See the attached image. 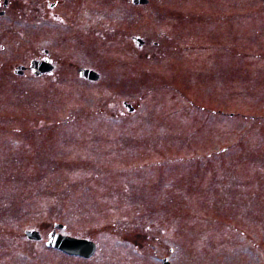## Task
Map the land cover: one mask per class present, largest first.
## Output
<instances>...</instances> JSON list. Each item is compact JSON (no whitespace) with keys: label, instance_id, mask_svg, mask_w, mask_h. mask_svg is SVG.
<instances>
[{"label":"rangeland","instance_id":"rangeland-1","mask_svg":"<svg viewBox=\"0 0 264 264\" xmlns=\"http://www.w3.org/2000/svg\"><path fill=\"white\" fill-rule=\"evenodd\" d=\"M86 1L53 74L14 72L34 25L0 50V264H264V0H148L137 54L131 4ZM55 223L97 252L49 248Z\"/></svg>","mask_w":264,"mask_h":264},{"label":"flooded vegetation","instance_id":"flooded-vegetation-1","mask_svg":"<svg viewBox=\"0 0 264 264\" xmlns=\"http://www.w3.org/2000/svg\"><path fill=\"white\" fill-rule=\"evenodd\" d=\"M136 1L140 0H126V2H128V4H131L132 6H128L130 8V13L126 14V20L129 18L131 20V27L129 28V30L120 29L118 31V34L121 39L127 38L131 41V50L132 52H135L137 54L139 53L140 48L144 47L145 41L143 40V44H140L141 36L136 33L139 30V14L133 7L140 6V4L136 3ZM74 2L75 0H0V50H4L6 47L5 43H7L9 39L15 37L14 33L16 32L18 26L21 24L34 25L36 31L38 30V34L40 35L37 40H44V42L38 46V57L30 59V66H27L26 64L14 65L15 74L25 75L28 71L32 72L36 76L53 74L55 70H58L57 64L54 62L58 59H56V57L54 56V51L52 49L54 43L56 46H60L61 42H64V44L66 43V47L62 48L63 53L66 55L85 54V50L89 42L88 40L92 36V34L90 33L91 28L89 29V27L84 26L86 21L81 20L82 17L80 14L79 19L81 21H75L74 12L77 11L81 13L87 11V1L78 0L79 4H82L81 9H74ZM174 9L175 7H173V10H167V12L170 13L168 14L169 16L176 14ZM185 11L186 10H182L181 12ZM48 31L52 32L51 39L45 36H41L44 32ZM17 32H19L21 36L23 35L22 32ZM110 32L116 34L113 29H111ZM95 34L99 36V38H104V33L101 31H97L95 32ZM34 61H43L44 63L40 65L43 69H46V63L49 62L51 63L52 68L49 71L42 72L40 70H34L31 67V64ZM1 68L2 64H0V69ZM83 69L85 68L81 66L77 67L78 74L81 77ZM114 103L115 102H112L111 104ZM122 104L128 106L131 111L135 110L126 102H122Z\"/></svg>","mask_w":264,"mask_h":264},{"label":"water","instance_id":"water-1","mask_svg":"<svg viewBox=\"0 0 264 264\" xmlns=\"http://www.w3.org/2000/svg\"><path fill=\"white\" fill-rule=\"evenodd\" d=\"M145 2H147V0H141L140 3H145ZM56 227L61 228L62 225H57ZM26 234L29 238L32 239L41 238L40 234L35 231H27ZM48 246L55 247L70 255H77L85 258H88L91 255H93L96 250V244L91 240L67 236L57 232L51 233ZM164 264H170V263L165 259Z\"/></svg>","mask_w":264,"mask_h":264},{"label":"bare ground","instance_id":"bare-ground-1","mask_svg":"<svg viewBox=\"0 0 264 264\" xmlns=\"http://www.w3.org/2000/svg\"><path fill=\"white\" fill-rule=\"evenodd\" d=\"M117 103V101L114 103V105Z\"/></svg>","mask_w":264,"mask_h":264}]
</instances>
